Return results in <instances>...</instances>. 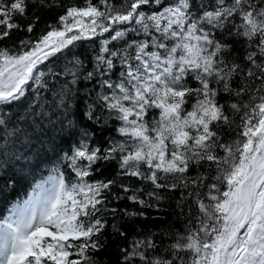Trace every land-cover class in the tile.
I'll list each match as a JSON object with an SVG mask.
<instances>
[{
	"label": "snow or ice",
	"instance_id": "1",
	"mask_svg": "<svg viewBox=\"0 0 264 264\" xmlns=\"http://www.w3.org/2000/svg\"><path fill=\"white\" fill-rule=\"evenodd\" d=\"M0 206V264H264V0H0Z\"/></svg>",
	"mask_w": 264,
	"mask_h": 264
},
{
	"label": "trees",
	"instance_id": "2",
	"mask_svg": "<svg viewBox=\"0 0 264 264\" xmlns=\"http://www.w3.org/2000/svg\"><path fill=\"white\" fill-rule=\"evenodd\" d=\"M21 187H22V186H21ZM21 187H20V188H21ZM20 188H19V189H20ZM16 191H18V189H17ZM14 193H15V192L12 193V196H13ZM109 251L111 252V251H113V249H109Z\"/></svg>",
	"mask_w": 264,
	"mask_h": 264
}]
</instances>
